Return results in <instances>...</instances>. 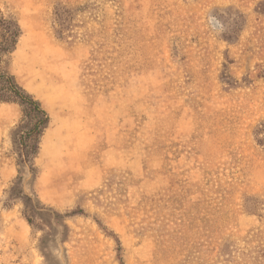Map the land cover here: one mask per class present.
<instances>
[{"label":"rangeland","instance_id":"rangeland-1","mask_svg":"<svg viewBox=\"0 0 264 264\" xmlns=\"http://www.w3.org/2000/svg\"><path fill=\"white\" fill-rule=\"evenodd\" d=\"M56 6L74 12L60 39ZM0 10L23 32L11 73L50 117L18 181L21 114L0 104V264H264V0ZM16 184L57 222L30 228Z\"/></svg>","mask_w":264,"mask_h":264},{"label":"trees","instance_id":"trees-1","mask_svg":"<svg viewBox=\"0 0 264 264\" xmlns=\"http://www.w3.org/2000/svg\"><path fill=\"white\" fill-rule=\"evenodd\" d=\"M73 18L72 10L56 6L53 12V29L59 39L64 31H69ZM22 33L18 20L0 10V104L15 105L21 114L19 124L11 132L18 181L22 179L23 169L33 170V161L38 155L40 139L50 123L49 114L41 103L26 92L11 73L12 56ZM253 137L255 144L264 150V120L254 128ZM9 197L21 201V216L30 228L42 230L49 223L51 224V220L57 222V214L37 199L24 194L17 184L10 189Z\"/></svg>","mask_w":264,"mask_h":264},{"label":"crops","instance_id":"crops-1","mask_svg":"<svg viewBox=\"0 0 264 264\" xmlns=\"http://www.w3.org/2000/svg\"><path fill=\"white\" fill-rule=\"evenodd\" d=\"M12 112L14 113L15 117L19 116V114H20V110H12ZM99 178H100L99 170L96 169L95 167L89 168L84 172L83 179H82V181H80L78 188L80 190L94 189L98 184Z\"/></svg>","mask_w":264,"mask_h":264}]
</instances>
